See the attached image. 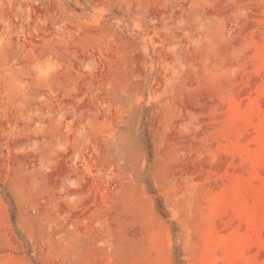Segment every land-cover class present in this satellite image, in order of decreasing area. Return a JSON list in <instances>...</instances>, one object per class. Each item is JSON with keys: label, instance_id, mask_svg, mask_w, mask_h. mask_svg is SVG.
Instances as JSON below:
<instances>
[{"label": "rangeland", "instance_id": "1", "mask_svg": "<svg viewBox=\"0 0 264 264\" xmlns=\"http://www.w3.org/2000/svg\"><path fill=\"white\" fill-rule=\"evenodd\" d=\"M0 264H264V0H0Z\"/></svg>", "mask_w": 264, "mask_h": 264}]
</instances>
